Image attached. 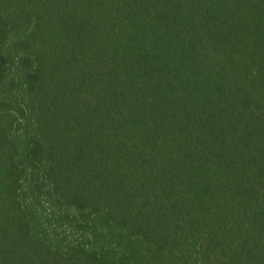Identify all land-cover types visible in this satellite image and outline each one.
Wrapping results in <instances>:
<instances>
[{
	"label": "trees",
	"instance_id": "16d2710c",
	"mask_svg": "<svg viewBox=\"0 0 264 264\" xmlns=\"http://www.w3.org/2000/svg\"><path fill=\"white\" fill-rule=\"evenodd\" d=\"M0 264H264V0H0Z\"/></svg>",
	"mask_w": 264,
	"mask_h": 264
}]
</instances>
